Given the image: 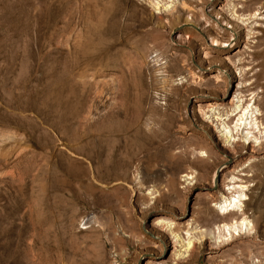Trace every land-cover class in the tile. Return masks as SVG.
<instances>
[{"label":"rangeland","instance_id":"rangeland-1","mask_svg":"<svg viewBox=\"0 0 264 264\" xmlns=\"http://www.w3.org/2000/svg\"><path fill=\"white\" fill-rule=\"evenodd\" d=\"M0 264H264V0H0Z\"/></svg>","mask_w":264,"mask_h":264},{"label":"bare ground","instance_id":"bare-ground-1","mask_svg":"<svg viewBox=\"0 0 264 264\" xmlns=\"http://www.w3.org/2000/svg\"><path fill=\"white\" fill-rule=\"evenodd\" d=\"M214 42H216V44L218 43V40H213V43L212 44H215ZM242 83V82H241ZM241 94V93H240ZM235 98H237L238 99V97L239 96H234ZM234 99V98H233ZM237 99H235L232 103H231V105H232V109H230V111H233L234 112V114H237V120H236V122H235V128H238L240 125H244V124H251V125H253L254 124V127L256 128V130L257 131H259V128H258V125H257V122L255 121V115H256V108L255 107H252L250 104H248V105H243L242 103H241V99L240 100H237ZM232 112V113H233ZM232 113H230V114H232ZM248 117V119H246ZM248 126V125H247ZM250 126V125H249ZM247 127L248 128V131L250 130V127ZM224 128H226V126H224ZM247 131V132H248ZM253 131V130H252ZM230 129H226V131H225V133H227L229 136H230ZM250 133V132H249ZM108 134H112V133H108ZM110 140H112V139H110ZM109 142V141H108ZM111 143H113L112 141H111ZM102 151V150H101ZM99 152V151H98ZM97 154H99V153H97ZM241 195H238L237 197H235L233 200H229V201H227V200H224V203H223V205H221L220 206V209L222 210V211H226V210H231L232 209V207H234L235 205H236V203H237V201H239V197H240ZM87 222H89L88 221V219H87ZM92 222V221H91ZM157 223L159 224V223H163L162 225H164L165 227H166V229H167V232H169V233H171V235H172V237H173V239H174V242L175 243H179V246H181V243H182V241H184V240H181L182 238H181V236L179 235V233H178V231L179 230H177V228H176V225L174 224V223H172V222H170V221H167V220H164V219H162V220H160V221H158L157 220ZM241 225H245V223H244V221H243V223L241 224ZM190 228V230H186V232H185V234H186V245H188L189 243H190V241H191V239L189 238V234L191 235V233L190 232H193V231H195L194 230V228L193 227H191V226H189ZM164 228V227H163ZM237 228V226H234V229H236ZM229 231V230H228ZM191 244V243H190ZM185 245V244H184ZM178 251V250H177ZM174 252V255H176V256H179L178 254H179V252ZM181 255V254H180Z\"/></svg>","mask_w":264,"mask_h":264},{"label":"built area","instance_id":"built-area-1","mask_svg":"<svg viewBox=\"0 0 264 264\" xmlns=\"http://www.w3.org/2000/svg\"><path fill=\"white\" fill-rule=\"evenodd\" d=\"M87 222V218H83V219H81V222Z\"/></svg>","mask_w":264,"mask_h":264},{"label":"water","instance_id":"water-1","mask_svg":"<svg viewBox=\"0 0 264 264\" xmlns=\"http://www.w3.org/2000/svg\"><path fill=\"white\" fill-rule=\"evenodd\" d=\"M216 170H218V168H216Z\"/></svg>","mask_w":264,"mask_h":264}]
</instances>
